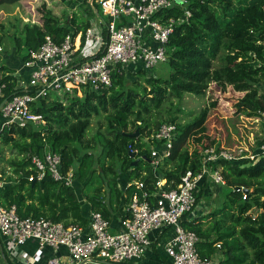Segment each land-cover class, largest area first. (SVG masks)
<instances>
[{"label": "trees", "instance_id": "trees-1", "mask_svg": "<svg viewBox=\"0 0 264 264\" xmlns=\"http://www.w3.org/2000/svg\"><path fill=\"white\" fill-rule=\"evenodd\" d=\"M17 1L0 0V4ZM94 3H86V7L93 10ZM168 13L182 17L168 43L166 63L169 74L164 78L147 77L146 93L140 95L126 85L125 75L114 73L112 84L101 90L74 87L73 93H66L70 96L67 105L53 102L46 109L45 100L38 102L37 110L44 114L45 124L2 131V134L7 132L6 142L14 140L15 132L18 134L13 145L24 157L16 169L20 177L0 187V204H16L23 217L44 216L65 224L86 226L90 212L83 208L77 185L54 181L49 176L39 180L29 155L35 151L42 154L48 149L61 152L63 170L73 168L87 187L93 182L88 177L91 172L101 170L104 174L106 171L103 165V169L97 166L98 170H95L92 164V159H96L92 157L94 154L81 151L82 145L90 146L85 138L94 116L107 115V134L98 136L102 145L98 158L111 160L112 166L117 165V169L107 167L116 177L106 181L109 180L112 187L110 202L115 199L120 203L123 193L128 194L129 200L135 190V185L125 190L118 187L122 174L129 172V181L142 178L150 186L159 179H167L166 187L173 188L188 169L201 167L200 153L212 145L206 144L195 155H191L188 148L189 140H196L197 134L204 129L210 110L217 106L216 101L208 103L194 120L185 123H179L174 116L152 123L150 117L146 118L152 106L159 108L166 99H180L185 93L204 96L214 82L222 92L227 91L228 86L245 92L234 104L237 113L257 117L264 110V0H188L185 9L174 8ZM71 23L76 26L74 33L70 26L59 24L48 15L43 18V25L26 23L23 43L18 42L19 48L25 46L28 53V49L37 48L46 35L60 41L69 33L75 36L81 48L88 24L79 23L76 16ZM219 57L220 63L215 64ZM0 71L3 73L0 82L6 83V97L22 91L16 87L17 77L12 74V69L1 60ZM142 72L146 75L145 71ZM165 121L177 123L178 135L171 156L161 163L155 175L152 146L141 138L157 132ZM138 128V136L125 134L135 133ZM130 146L138 148L139 155L143 156L135 166L132 163L138 157H131ZM241 162L222 159L209 164L212 170L221 167L226 179L223 204L206 215V218L213 217L210 226L203 227L202 217L190 219L189 214L193 211L183 218L185 227L195 230L199 236L197 247L200 254L218 258L217 264H264V154ZM31 175L35 179L30 180ZM101 176L104 182L105 175ZM207 180L201 182L196 192L197 206L204 197ZM98 188L88 195L87 200L92 211L100 210L106 215L102 209L108 195ZM245 189H248L247 199L243 198ZM217 243H221V247ZM218 249L224 255L222 258L214 255Z\"/></svg>", "mask_w": 264, "mask_h": 264}, {"label": "built area", "instance_id": "built-area-1", "mask_svg": "<svg viewBox=\"0 0 264 264\" xmlns=\"http://www.w3.org/2000/svg\"><path fill=\"white\" fill-rule=\"evenodd\" d=\"M93 1L102 9L104 36L94 34L87 27L81 48L72 33L60 41L46 35L37 48H29L20 67L22 71L28 70L25 83L20 86L22 91L6 97V83L0 82V132L45 124L44 114L37 110L38 102L53 93H73L76 86L101 90L112 84L114 73L130 76L145 71L147 74L168 60L170 37L182 20L170 15L168 10L185 9L188 0H90L89 4ZM257 118L264 122V110ZM177 135V123L164 122L157 132L144 137L152 146L155 175L162 161L171 156ZM129 148L136 157L143 158L138 148ZM241 152V148L206 147L201 151V167L188 169L173 188L166 187L167 179H159L152 187L142 178L137 179L117 230H113L112 221L100 210L91 211L88 224L83 226L44 216L23 217L16 204H0V232L9 240L10 252L29 239L37 241L40 249L50 247L66 252L50 256L44 264H125L139 259L150 249L153 231L169 229L171 235L165 250L173 264H217L216 258L200 254L199 236L185 227L183 218L197 207L196 192L202 181L226 184L222 168L212 170L210 162L242 161ZM261 154H264V142L257 153ZM29 158L39 180L49 176L54 181L74 185L77 174L73 168L63 170L61 152L35 151ZM29 179L35 178L31 175ZM4 183L0 179V187ZM248 197L244 191L243 198ZM217 246L221 247V243ZM37 257L38 250L28 255L25 264H33ZM0 264L9 263L0 260Z\"/></svg>", "mask_w": 264, "mask_h": 264}, {"label": "rangeland", "instance_id": "rangeland-1", "mask_svg": "<svg viewBox=\"0 0 264 264\" xmlns=\"http://www.w3.org/2000/svg\"><path fill=\"white\" fill-rule=\"evenodd\" d=\"M89 2L90 0H19L15 3L0 4L1 62L13 68L15 66V61L19 60V66H16L14 70L20 67L24 55L27 53L26 47L22 45V47L19 48L18 43L19 41L23 43L24 26L26 23L43 25V18L46 15L56 19L59 24L70 26L72 33L76 30V26L71 23V19L76 16L79 23H87L94 34L104 36L105 28L100 17L102 9L97 2L94 3L93 10L88 9L86 3ZM220 57L215 61V64L220 63ZM168 74L169 68L167 63L161 62L146 75L142 73L130 76L127 75L126 85L136 89L141 93L140 95H142L146 93L144 85H148L146 82L147 77L160 76L164 78L167 77ZM244 94L245 92L237 91L233 86H228L227 91L222 92L216 84L212 82L206 95L185 93L180 99L168 98L159 108L152 106L151 112L149 115H146V118L150 117L153 123L155 120H169L170 116H174L179 123H185L194 120L208 103L216 101L217 106L210 110L204 129L197 134L198 138L196 140L194 139L193 142L189 140L188 148L190 153L191 155L200 153V150L204 148L206 144L216 146L223 145L231 149L241 148L242 152L240 155L244 156V158H242L243 162L257 156L260 144L264 142V122L259 120L256 116H247L243 113L236 112L234 104ZM79 95L82 94L79 92ZM69 98L70 96L65 93H53L52 96L45 99V107L48 109L47 105L53 102H62L64 105H67L69 103ZM107 125V115L102 114L92 117L91 126L85 138L90 143V146L82 145L81 147L83 153L90 151L94 154L92 157H96V159H92L95 170H98L97 166L103 169L101 165H103L106 170L104 174H102L101 170L95 171V173L91 172L88 177H91L93 182L87 185V187V183L82 181L79 177V173H77L75 183L78 184L77 193L82 201H84V198L87 200L89 197L88 195L93 194L97 187L107 196L112 187L109 180H106L116 177L107 167L110 166L117 169V165L112 166L111 160H100L98 158L102 149L100 137L98 136L104 133L107 134ZM137 130H139V128ZM6 135L7 132L4 134L0 132V174L2 175L0 179H3L5 183L20 177L16 169L19 168L18 163L21 162L24 157L18 153V150L15 149L13 145V142L18 140V134L15 132L13 134L14 140L10 142L5 141ZM141 140H144V137H142ZM144 142L146 141L144 140ZM80 159L81 157L78 158V161ZM143 173L146 174L145 171ZM101 175H105L104 182L101 181ZM119 183L118 181V184ZM220 186L222 187L221 191L218 190V187H213L211 188L212 191H209L210 195L208 196V200L216 204V207L210 211H213L223 204L226 190L225 185L220 184ZM203 207H205V204ZM205 209L209 210V207ZM132 262L133 261L125 264Z\"/></svg>", "mask_w": 264, "mask_h": 264}, {"label": "crops", "instance_id": "crops-1", "mask_svg": "<svg viewBox=\"0 0 264 264\" xmlns=\"http://www.w3.org/2000/svg\"><path fill=\"white\" fill-rule=\"evenodd\" d=\"M19 60L15 61V66L12 68V74H14L17 79L16 87L20 88L22 84L25 83V77L27 76L28 70H21L20 67L22 66V63L20 64V67L17 70L16 66H19ZM8 66V65H7ZM20 69V70H19ZM18 70L20 72H18ZM22 71V72H21ZM139 178H134L132 181H129V172L125 173L120 176L118 181L120 182L118 184V187L122 190L126 189L130 185H135V181ZM76 181V180H75ZM6 183H4L5 185ZM78 185L77 183H75ZM218 187V190L221 191L222 187L220 184H215L213 182H210L209 179L207 180V185L204 187L205 194L204 197L199 200L198 206L189 214L190 219H195L197 217H202L203 227H207L211 225V222L213 221V217L206 218V215L209 214L210 211L214 207H216V204H213L211 201L208 200L209 191H212L211 188ZM136 189V186L134 187ZM109 190V189H108ZM79 195V194H78ZM108 199H105V206L102 209L105 212V216L109 217V219L112 221V227L113 230H117L119 228V221L120 217L124 214V210L128 205L129 200H127V195L123 193L121 197L120 203H118L115 199L110 202V195L111 191L108 192ZM80 197V196H79ZM81 200V197H80ZM208 202H207V201ZM82 201V200H81ZM83 208H85L86 212H91L90 209V203L88 200L84 198ZM205 204V207L203 205ZM202 206V207H201ZM206 207H209V210L205 209ZM171 231L169 229H162L159 231H153L150 234V238L152 240L150 249L139 259L136 261H133L131 264H173L171 256L166 252L165 250V243L167 239L170 237ZM38 250L39 257L33 259V264H44L45 261L54 254H65L66 252L64 249H60V251H56L50 247H44L42 249L39 248V244L34 239H29L25 244L21 245L16 251L10 252V242L6 237L0 232V260H5L9 264H25L26 258L28 255L32 256L35 251ZM214 255H218L220 258H222L224 255L221 252V249H218L215 251ZM215 258V257H214ZM218 258H216L217 260ZM66 260L68 261V258L66 257ZM129 264V263H128Z\"/></svg>", "mask_w": 264, "mask_h": 264}, {"label": "water", "instance_id": "water-1", "mask_svg": "<svg viewBox=\"0 0 264 264\" xmlns=\"http://www.w3.org/2000/svg\"><path fill=\"white\" fill-rule=\"evenodd\" d=\"M139 130H137L135 133H125L131 137H134V136H138L139 135ZM130 155L132 158H136V153L135 152H130ZM140 158H136L135 161L132 163L133 166L137 165V163L139 162ZM239 188H242V187H239ZM245 192H248V189H245Z\"/></svg>", "mask_w": 264, "mask_h": 264}]
</instances>
